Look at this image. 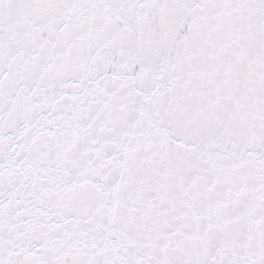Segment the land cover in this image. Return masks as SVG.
<instances>
[{
	"label": "snow or ice",
	"instance_id": "6c2138e0",
	"mask_svg": "<svg viewBox=\"0 0 264 264\" xmlns=\"http://www.w3.org/2000/svg\"><path fill=\"white\" fill-rule=\"evenodd\" d=\"M0 264H264V0H0Z\"/></svg>",
	"mask_w": 264,
	"mask_h": 264
}]
</instances>
